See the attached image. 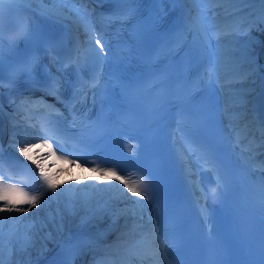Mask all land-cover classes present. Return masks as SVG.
<instances>
[{"label": "snow or ice", "instance_id": "obj_1", "mask_svg": "<svg viewBox=\"0 0 264 264\" xmlns=\"http://www.w3.org/2000/svg\"><path fill=\"white\" fill-rule=\"evenodd\" d=\"M17 0H0V64H2L3 59V42L5 36V10L6 6H11L16 3ZM20 2L30 3L32 0H20ZM36 2L43 3V0H36ZM53 3L67 6L68 4H74L77 2H82V0H52ZM127 3L130 0H123ZM196 5L207 4L211 7L198 9L195 16L192 17L191 21L188 23L187 28L190 32H201L203 31L204 24L207 23L210 26L213 24L214 17L218 14L215 9H220L226 18V22L222 24L215 25L214 35L216 37L217 43L224 40L225 38L229 39L231 42H234L236 36L246 34L245 32V18L240 15L243 12V8L237 7L238 5H247L253 0H186ZM255 2L261 5L259 20L264 22V0H255ZM68 12H75L77 16H80L81 10L78 8H69ZM53 14L57 17H63L65 15L63 8L58 9H45L44 14ZM209 13H212V16L209 17ZM231 17V20L228 18ZM26 24L19 20H10L9 21V43L11 44L15 38L12 33L15 35H20L26 32ZM205 35H207L205 33ZM95 44L98 47L99 52L103 53L105 51V45L101 43V39L97 38ZM236 76L241 77L243 73L236 70ZM207 78L209 83L214 82V80L219 79V75L216 69L215 64H212L207 68L203 75L199 77L198 82L203 84ZM92 87H96L97 83H93ZM28 102H22V107H26ZM41 130L45 135V138L42 140V145L48 150L50 156L56 157V152L53 149V144L49 143L50 139H53L49 133V122L44 121L41 124ZM59 144V141H56ZM239 144V138L237 139ZM41 145H32L29 146L27 143H24V146L19 147L18 151L20 154L25 156L27 159L32 161L36 165V168L39 169V181L41 182L42 190L36 193H29L25 191L23 187L19 186V183H5L3 178H0V214L3 213H28L33 208H39L41 200L46 197V193H56L59 185L55 183V180L48 172L45 171V165L41 164L38 159H33L29 153L33 148H40ZM251 151V147L241 148V153H247ZM192 153L197 156V158L202 163L206 171L213 173L216 176L217 184L222 183V178L220 177L219 170L216 164V161L212 153L204 148L203 146H197L192 148ZM3 158V149L0 148V166H2ZM57 159H66V157H56ZM246 160H249L250 157L245 156ZM70 164L76 163V161H69ZM80 167L81 165H77ZM93 171L99 172L101 175L108 178L107 182H110L112 179H115L119 184L123 185L124 189L127 190V193H131L132 196L138 197L139 199L134 201L136 204H141L142 201H148L154 199L153 195V186L150 180L145 177H139L137 179H132L131 176H121L117 173L115 168H103L94 163ZM0 177H2V170H0ZM98 183H100V177H96ZM66 183H83V181H68ZM216 189H213L215 192ZM3 217L0 216V221ZM141 219L143 217L141 216ZM154 239H159L158 233L154 234ZM142 243V241H141ZM157 253L163 257L164 260L168 261V264H171V261L168 260L167 250L161 242ZM0 264H5L3 251L0 248Z\"/></svg>", "mask_w": 264, "mask_h": 264}, {"label": "bare ground", "instance_id": "obj_2", "mask_svg": "<svg viewBox=\"0 0 264 264\" xmlns=\"http://www.w3.org/2000/svg\"><path fill=\"white\" fill-rule=\"evenodd\" d=\"M20 0H17V2ZM24 3V2H21ZM30 5H35V6H39L42 8H46V9H58V8H63L64 9V13L66 16L74 25V27H76V29L78 30L79 33L84 34V36H86L88 34V36L92 37V39H96L97 36V32L95 27L92 24V16L89 12L86 13L84 12L82 9H80L75 3L74 4H68L67 6L64 5H60V4H56L53 3L52 0H43V3L40 2H36V0H32V2L28 3ZM207 5V4H204ZM69 8H78L81 10V14L80 16H77L75 12H68ZM264 28V26H263ZM256 39L262 40L264 39V34L262 35V37H257ZM246 75L251 76V74H245ZM247 80V78H246ZM235 88V87H233ZM245 92L243 91L242 94H244ZM235 97V99H237L238 97L242 96L240 95H234L232 93V95H230L229 97L232 98ZM245 94L243 99H239V101L234 100L232 101L231 104H235L237 106H241V105H245ZM246 106V105H245ZM248 111V109L245 107V109L243 111H240L237 113V115H241V113L244 115L246 112ZM36 149L32 150V153L35 152ZM65 176H67V174H65ZM61 175L57 174L54 176L55 179H61ZM116 184V183H115ZM114 183H110L107 187V192H106V197L108 198H112L115 195L118 194V192H120V186H116ZM40 206H43V204L41 203ZM56 204L54 203L52 207H55ZM103 207L101 206L100 208H97V215H95L94 217L96 218L99 213H102ZM47 211V210H46ZM37 226L33 225L31 226L28 230L27 233L29 234L28 236L23 235L22 236V240L20 242L19 237L17 238L16 242H9L7 237H3L0 241V248H2L3 251V257H4V261L5 264H38L39 261H42L43 259H45L46 253H44L45 248L47 247V243L50 242V240L52 239V235L51 233L48 232V228H47V223L41 220L37 221ZM12 232H15V227H12ZM33 232H37L40 236H41V240L40 241H31V233ZM115 234L120 236L122 234V232H117L115 231ZM113 239H118V237H115ZM9 250H13V251H17L19 253V257L18 258H14L12 256H7V252ZM12 252V251H11ZM39 257H37L38 255H40ZM37 257V258H36ZM38 258H40L38 260Z\"/></svg>", "mask_w": 264, "mask_h": 264}, {"label": "rangeland", "instance_id": "obj_3", "mask_svg": "<svg viewBox=\"0 0 264 264\" xmlns=\"http://www.w3.org/2000/svg\"><path fill=\"white\" fill-rule=\"evenodd\" d=\"M263 31H264V28H263V26L261 25V26L258 28V32L255 33V35L261 37V35H263ZM250 35H251V33H250ZM259 43H261L260 40L255 41V42L251 45L250 49L255 50V49L258 47Z\"/></svg>", "mask_w": 264, "mask_h": 264}]
</instances>
